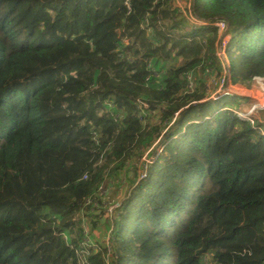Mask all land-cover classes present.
<instances>
[{
    "label": "trees",
    "instance_id": "trees-1",
    "mask_svg": "<svg viewBox=\"0 0 264 264\" xmlns=\"http://www.w3.org/2000/svg\"><path fill=\"white\" fill-rule=\"evenodd\" d=\"M183 2L0 0V264H264L263 125L205 113L215 22L231 83L264 77V0ZM163 128L110 246L86 247L104 183Z\"/></svg>",
    "mask_w": 264,
    "mask_h": 264
},
{
    "label": "rangeland",
    "instance_id": "rangeland-1",
    "mask_svg": "<svg viewBox=\"0 0 264 264\" xmlns=\"http://www.w3.org/2000/svg\"><path fill=\"white\" fill-rule=\"evenodd\" d=\"M177 5L180 7V9H182L185 13H187L186 11L188 10L186 7L189 6V2L185 3L183 2V0H177ZM231 39H232V34L228 35V39H227L228 42ZM226 49L227 46H225L223 50H220L219 56L220 59H225L227 62L226 64H228L229 57L227 55H223V53L226 52ZM233 85H235L232 86L233 88H235V90L237 91L243 90L246 92L244 94H249L252 95L253 97L257 96L258 98H260L262 97V94L264 92L262 89L259 88L258 84L256 82L253 83V81L246 82L243 84H238V85L233 84ZM212 95L208 97V99H210L211 102L206 107L205 110L206 114H211L218 110H223V107L226 105H228L227 107H231V109H235L238 107V104L246 103L245 100H241V99L240 100L235 99L234 102H232L233 97L230 95H224L214 100ZM253 115L258 116L259 120L262 121L261 124L263 125V127L260 126L261 129L260 131L264 132V111L262 110L254 111ZM167 129L163 128L162 130H159L158 134L155 133L157 139H155L151 148L145 154H143L137 162H131L124 169L123 172H120L121 178L116 176L114 180H109L104 183L103 185L104 192H102V195H99L100 201L94 202V206H93V208L96 209V213H93L96 215V218H94V220H98L101 223H99L100 226L98 225L97 228H94L93 234L92 235L90 234L89 238L86 237L87 240L86 247H89L92 244L93 247H97L99 246V242L105 243L107 245L109 244L110 246L111 244L110 237L112 236V232L110 230V226L108 227L107 224H105V222L111 217L110 213L112 209L114 207H118L122 202L121 200H124L128 196V194L132 191V189L136 186L137 181L143 179V176H146L149 165L153 162V160L157 157V155L162 153V150L164 148V142L166 141L165 138L167 134L165 133ZM87 231L89 232L90 230L87 229Z\"/></svg>",
    "mask_w": 264,
    "mask_h": 264
},
{
    "label": "built area",
    "instance_id": "built-area-1",
    "mask_svg": "<svg viewBox=\"0 0 264 264\" xmlns=\"http://www.w3.org/2000/svg\"><path fill=\"white\" fill-rule=\"evenodd\" d=\"M191 17V18H190ZM191 19V22L194 25H190L192 28H194L197 25H204L207 24L206 22L197 21L194 17L189 16ZM218 27L219 31V49H218V56L220 53V50H223L225 46H227L228 42V35H230V32L228 31V26L224 21H217L214 23ZM223 55H227L226 52L223 53ZM220 58V56H219ZM223 63V75L217 80V81H211V83L214 85L215 90L213 93V98L218 99L224 95H230L234 98H238V94L232 86H235L231 83V80L229 78V71L227 70V62L225 59H222ZM253 83H257L259 88L264 91V77L263 76H254L252 79ZM238 85V84H237ZM215 95V97H214ZM211 96V97H212ZM146 106V105H145ZM227 109H231V107H226ZM233 112L237 115V117L241 121L249 122L252 125L261 124L262 121L259 120V117L256 115H253L254 111H264V92L262 94V97L258 98L255 96L254 102L252 104H246L243 107H237L235 109H231ZM262 125V124H261ZM145 176H143L144 178Z\"/></svg>",
    "mask_w": 264,
    "mask_h": 264
},
{
    "label": "crops",
    "instance_id": "crops-1",
    "mask_svg": "<svg viewBox=\"0 0 264 264\" xmlns=\"http://www.w3.org/2000/svg\"><path fill=\"white\" fill-rule=\"evenodd\" d=\"M236 92L238 94V98H236V99H238V100L241 99V100H245L246 101V103H244V104H238V107H243L246 104H252L254 102V98L255 97H253L252 95H249V94H244V93H246L245 91H243V90H241V91L238 90L237 91L236 90Z\"/></svg>",
    "mask_w": 264,
    "mask_h": 264
},
{
    "label": "bare ground",
    "instance_id": "bare-ground-1",
    "mask_svg": "<svg viewBox=\"0 0 264 264\" xmlns=\"http://www.w3.org/2000/svg\"><path fill=\"white\" fill-rule=\"evenodd\" d=\"M233 111V110H232ZM236 115V114H235ZM237 116V115H236ZM239 119V118H238ZM240 120V119H239ZM241 121V120H240Z\"/></svg>",
    "mask_w": 264,
    "mask_h": 264
}]
</instances>
